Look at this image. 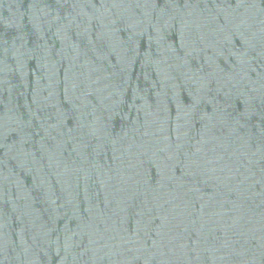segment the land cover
<instances>
[{
  "label": "water",
  "instance_id": "obj_1",
  "mask_svg": "<svg viewBox=\"0 0 264 264\" xmlns=\"http://www.w3.org/2000/svg\"><path fill=\"white\" fill-rule=\"evenodd\" d=\"M0 264H264V0H0Z\"/></svg>",
  "mask_w": 264,
  "mask_h": 264
}]
</instances>
